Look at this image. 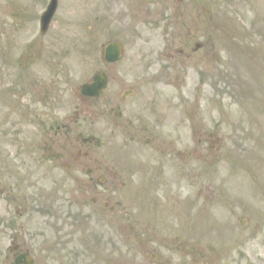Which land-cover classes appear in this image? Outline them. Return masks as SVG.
Returning a JSON list of instances; mask_svg holds the SVG:
<instances>
[{"label":"rangeland","instance_id":"1","mask_svg":"<svg viewBox=\"0 0 264 264\" xmlns=\"http://www.w3.org/2000/svg\"><path fill=\"white\" fill-rule=\"evenodd\" d=\"M48 1L0 0V91L3 51L11 49L18 57L28 44L34 45L30 52L49 49L34 66V74L53 65L50 62L59 51L65 54L62 63L75 66L76 75L85 79L109 69L114 90L141 81L144 74L157 77L162 65V144L176 148L179 110L172 98L182 91L194 94L198 71L209 69L214 92L205 87L194 96L200 111L206 110L208 96L214 102L213 178L196 185L173 179L162 182V227L185 225L189 214L196 218L198 212L196 233L186 235L184 229L175 233L182 241L196 239V258L163 247L162 252L172 257L173 264H192L191 259L193 264H264V0H59L55 20L41 37L39 13ZM113 39L123 43L124 55L105 65L102 46ZM14 72L8 70L9 80L18 76ZM8 96L10 110L14 100ZM203 121L207 122L206 114ZM201 190L209 195L208 201L196 197ZM28 192L31 196L34 189ZM0 198V219H7L6 196ZM131 208L142 209L143 204ZM153 218L157 223L158 217ZM242 218L247 220L243 225ZM128 219L122 223V217L119 224H127ZM22 223L27 228L20 233L27 240L25 246L41 253V233L34 239V229L45 221L27 217ZM85 225L86 238L74 239L64 264H127L125 235L118 236L119 260L114 262L110 247L97 243L95 222ZM37 264L59 263L39 260Z\"/></svg>","mask_w":264,"mask_h":264},{"label":"flooded vegetation","instance_id":"2","mask_svg":"<svg viewBox=\"0 0 264 264\" xmlns=\"http://www.w3.org/2000/svg\"><path fill=\"white\" fill-rule=\"evenodd\" d=\"M25 50L14 61L3 54L0 193H6L8 218L0 224V262L14 264L23 252L31 253L27 240L17 234L27 229L21 221L28 216L45 221L37 230L47 232L42 242L47 250L31 253L35 262L64 264L74 239L82 242L85 224L92 221L97 243L110 247L114 262L119 260L118 236L124 235L127 264H162V259L173 264L162 247L196 258V239L182 241L175 234L183 229L186 235L194 233L192 215L185 225L162 227V182L196 185L213 178V99L208 96L206 110L200 111L197 98L176 97L178 145L167 148L162 144V65L157 77L120 90L107 87L102 95L88 98L81 92L85 77L62 63L63 52L34 74L49 49ZM10 68L19 73L12 80ZM199 85L195 88L204 91L205 85ZM7 94L14 100L10 110ZM202 196L209 200L201 190L197 198ZM137 200L145 208H131ZM120 215L122 223L129 218L127 224H119Z\"/></svg>","mask_w":264,"mask_h":264},{"label":"water","instance_id":"3","mask_svg":"<svg viewBox=\"0 0 264 264\" xmlns=\"http://www.w3.org/2000/svg\"><path fill=\"white\" fill-rule=\"evenodd\" d=\"M56 8V1L51 5V11L49 12V15L47 14L44 17V22L47 25V19L49 21V18ZM122 57V44L118 42H111L108 43L104 50V58L107 61L114 62L119 60ZM106 85V78L104 74H97L94 78L93 83L86 85L84 87V91L87 95H98L102 92L103 88ZM28 264V263H25ZM30 264H32L30 262Z\"/></svg>","mask_w":264,"mask_h":264}]
</instances>
